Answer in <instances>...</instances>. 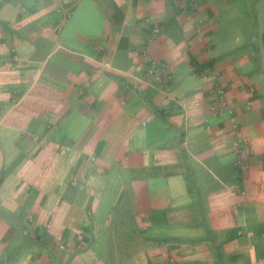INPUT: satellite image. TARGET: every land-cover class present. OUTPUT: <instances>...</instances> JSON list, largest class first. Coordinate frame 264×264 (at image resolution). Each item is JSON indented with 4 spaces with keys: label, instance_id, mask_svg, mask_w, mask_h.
<instances>
[{
    "label": "crops",
    "instance_id": "crops-1",
    "mask_svg": "<svg viewBox=\"0 0 264 264\" xmlns=\"http://www.w3.org/2000/svg\"><path fill=\"white\" fill-rule=\"evenodd\" d=\"M222 11L0 0V264H264V52Z\"/></svg>",
    "mask_w": 264,
    "mask_h": 264
},
{
    "label": "rangeland",
    "instance_id": "rangeland-1",
    "mask_svg": "<svg viewBox=\"0 0 264 264\" xmlns=\"http://www.w3.org/2000/svg\"><path fill=\"white\" fill-rule=\"evenodd\" d=\"M223 11L216 21L218 31L215 42L225 48L223 53L239 55L246 46L261 44L263 30L264 0H208Z\"/></svg>",
    "mask_w": 264,
    "mask_h": 264
},
{
    "label": "built area",
    "instance_id": "built-area-1",
    "mask_svg": "<svg viewBox=\"0 0 264 264\" xmlns=\"http://www.w3.org/2000/svg\"><path fill=\"white\" fill-rule=\"evenodd\" d=\"M191 2H193V0H190ZM158 32L157 29H154L153 30V33L156 34ZM151 40H149L150 42ZM149 73L151 75H155V77L158 79V80H161V70L159 69L158 65H156L155 63H152L151 64V68L149 69ZM213 98L214 99H220L222 103H224L223 101V91L220 89V88H215V90L213 91ZM237 130H235V134H237ZM238 143H239V140H238ZM245 152H246V149H245ZM240 161H241V157L238 158V164H240ZM66 248L65 245H62L60 246V249H64Z\"/></svg>",
    "mask_w": 264,
    "mask_h": 264
},
{
    "label": "trees",
    "instance_id": "trees-1",
    "mask_svg": "<svg viewBox=\"0 0 264 264\" xmlns=\"http://www.w3.org/2000/svg\"><path fill=\"white\" fill-rule=\"evenodd\" d=\"M260 41H261L262 50L264 52V19H263V30L261 33ZM189 58H190V64L194 67L196 72H201L204 69L212 66V63L210 61L204 64H199L193 57L190 56Z\"/></svg>",
    "mask_w": 264,
    "mask_h": 264
}]
</instances>
